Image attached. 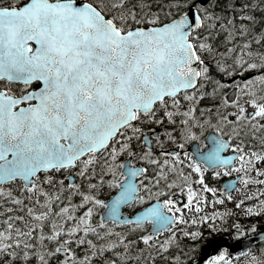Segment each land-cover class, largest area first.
I'll list each match as a JSON object with an SVG mask.
<instances>
[{
  "label": "snow or ice",
  "instance_id": "6c2138e0",
  "mask_svg": "<svg viewBox=\"0 0 264 264\" xmlns=\"http://www.w3.org/2000/svg\"><path fill=\"white\" fill-rule=\"evenodd\" d=\"M232 173L264 185V0H0V264H264L214 235L264 229Z\"/></svg>",
  "mask_w": 264,
  "mask_h": 264
},
{
  "label": "flooded vegetation",
  "instance_id": "af4514ba",
  "mask_svg": "<svg viewBox=\"0 0 264 264\" xmlns=\"http://www.w3.org/2000/svg\"><path fill=\"white\" fill-rule=\"evenodd\" d=\"M234 176H235V173H232L231 175L225 174V175H222V176H220V177H217V178L213 179V178H211L210 175H209V178H208V181H207V182H208L210 185H214V186L216 187V189H217V193H216V194H217V195H220L221 193H220L219 189H221V188H224V189H225V187L222 186V182H223L225 179H228V178H230V177H234ZM259 186H260V185H259ZM239 187H240V183H239V181H238V182H237V188H236L234 191H231V192H230V193L233 195L234 200H235V199H240V198H242V197H246V196H248V195L251 193V189H250V188L252 187V185H250V186H249L246 190H244L243 192L240 191V193H236L235 191H236ZM211 198H212L211 194H208V199L211 200ZM251 203H256V201H255V200H252ZM215 208H219L222 212H223L225 209H231L232 212L235 213V215L231 217L232 220H235V219L239 218V217H240V214H241V210L236 209V208L234 207V203H233V202H228V201H226V200H225V202H224L223 204H216V205H215ZM213 211H214V207H213L211 204H209L207 207H204L203 210H202V212H200V213L192 212V213H186V214L189 215V218H191V216H195L196 219L199 220L200 216L203 215L204 213H211V212H213ZM260 221H264V216H253L250 220L245 221V223L250 224V223H257V222H260ZM230 222H231V221L226 222V223H223L222 226H221V227H222V230H221L220 232H218V233H215L214 235H222V234H226V235L229 236V238H230L231 241H232V240L239 239V238H235V237L232 236V231H225V230H224V229H228V225H229ZM262 230H264V229H259L258 232H260V231H262ZM258 232H257V233H258ZM249 235H253V234H249ZM247 236H248V235H247ZM241 238H242V237H241ZM201 239L203 240V237H202ZM263 245H264V244H262V241H261V242H257V243H255L254 245H252V246H250V247H251V248L253 249V251H254V249H255L257 246H260V247H261V246H263ZM254 252H255V251H254ZM238 253H241V255H239V256H237L236 254L231 255V257H232L233 260H235V259H239V258H241V257L244 256V255L242 254V253H243V250L240 251V252H238ZM212 256H213V255L209 256L208 258H210V257H212ZM208 258H207V259H208ZM225 259H227V257H226ZM249 259H251V257H249ZM202 264H203V263H202Z\"/></svg>",
  "mask_w": 264,
  "mask_h": 264
},
{
  "label": "water",
  "instance_id": "95a60500",
  "mask_svg": "<svg viewBox=\"0 0 264 264\" xmlns=\"http://www.w3.org/2000/svg\"><path fill=\"white\" fill-rule=\"evenodd\" d=\"M229 180H232L233 184L236 186V180L234 178H228V179H226V180H224L222 182V186L225 187V191H231V190H233L235 188V186L234 187H229L228 186V181ZM260 233H264V230H262V231H260V232H258L256 234L248 235L246 237H243V238L239 239L241 245L248 246L250 244H254V243H257V242L261 241ZM222 236H224L227 239L229 244L234 242V241L230 242V238H229L228 235H222ZM248 241H250V243H248ZM240 249H243V247H237V248H233V249H228V252L229 253H234V252H236V251H238ZM218 251H219V248H216L215 251L207 250V254H206V256L204 258L207 259L210 255H213V254L217 253ZM202 263H203V261H201V264Z\"/></svg>",
  "mask_w": 264,
  "mask_h": 264
},
{
  "label": "rangeland",
  "instance_id": "374dc122",
  "mask_svg": "<svg viewBox=\"0 0 264 264\" xmlns=\"http://www.w3.org/2000/svg\"><path fill=\"white\" fill-rule=\"evenodd\" d=\"M261 188H264V185H260L258 187H255L253 190H251V193L258 191ZM238 189L235 191L236 193H240V191H238ZM238 260H240V264H247V261L250 259H249V256L244 255L243 257L239 258Z\"/></svg>",
  "mask_w": 264,
  "mask_h": 264
},
{
  "label": "trees",
  "instance_id": "16d2710c",
  "mask_svg": "<svg viewBox=\"0 0 264 264\" xmlns=\"http://www.w3.org/2000/svg\"><path fill=\"white\" fill-rule=\"evenodd\" d=\"M255 185H258V184H255ZM263 246H264V245H263ZM261 247H262V246H261ZM261 247H260V246H257V247L254 249V251L259 250Z\"/></svg>",
  "mask_w": 264,
  "mask_h": 264
}]
</instances>
